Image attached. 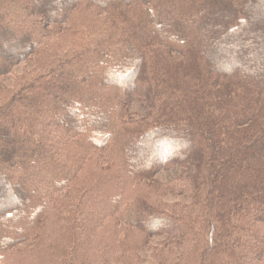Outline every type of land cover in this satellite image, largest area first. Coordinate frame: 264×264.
<instances>
[{
  "label": "trees",
  "instance_id": "1",
  "mask_svg": "<svg viewBox=\"0 0 264 264\" xmlns=\"http://www.w3.org/2000/svg\"><path fill=\"white\" fill-rule=\"evenodd\" d=\"M0 1V76L50 56L0 90V264H264V0Z\"/></svg>",
  "mask_w": 264,
  "mask_h": 264
},
{
  "label": "rangeland",
  "instance_id": "2",
  "mask_svg": "<svg viewBox=\"0 0 264 264\" xmlns=\"http://www.w3.org/2000/svg\"><path fill=\"white\" fill-rule=\"evenodd\" d=\"M0 12H2V10H0ZM16 17H17V15H16ZM17 18H19V17H17ZM40 26H44V28L50 27L48 25V22H46V23H44V25H40ZM66 26L67 25H64L63 28H66ZM81 35H79V34L71 35L70 39H71V41H72V38H74V39L78 38L79 39L80 38L79 36H81ZM66 40H67V38L65 39V41ZM49 57L47 58V55H42L41 58L40 57L35 58V55H33L29 59H27L26 61L23 60V62L17 63L14 67L9 69L10 71H8V74L0 76V90H2L3 88H5V89L11 88L13 86V82H18L19 86H17V87L19 88V90H21L24 86H27V80H28L27 75L33 74L36 69H37V71H36L35 75H38V77L40 78V76H39L40 73H45L42 70L43 64H41V63H43L42 62L43 60L48 61ZM231 58L233 59V56ZM235 59L236 58L234 57L233 60L236 61ZM109 93H110V95H114V93H112V92H109ZM3 95L4 94H2V92L0 91V107L2 105H4L5 102L10 100V98H8V97L4 98L5 96H3ZM91 102H90V104H91ZM92 105H93V103H92ZM54 106H56V105H54ZM145 107L146 106L144 104L139 103V102L131 103L129 105V107H127L128 108V113H127L128 115L126 116L127 119L136 120V121L144 120L145 113H146ZM106 109L107 108H106L105 104H104V106H102L100 108V110H102V111H105ZM93 114H94V112L89 110V112H87V114L85 116L83 115L84 116V119L82 120L83 126H85V121L87 119L86 116H94ZM83 116L81 115V117H83ZM69 140H71V143H74V141H77L75 138H69ZM79 143L80 144L78 146L80 147V149L85 150L86 147L83 146V144L81 142H79ZM157 149L161 152V154H165V155L170 154L174 150V149L169 150L167 148L164 149V146L162 147L159 144L157 145ZM161 154H157V153L154 154L152 159L156 160L158 158V156L160 157ZM99 159L101 160L102 166H112L113 170L120 168L118 161H113L112 159L107 158L105 155L104 156L100 155ZM175 168H177V166ZM175 173H176V170H173V169H171V170L164 169L163 170L161 168L158 171H154V172L148 174L147 178L146 177H145V179L141 178L142 179L141 181L140 180H136V181L133 180V182L131 183L132 189L130 190L131 192H129L130 193L129 195L135 196V195H138V193L146 194V193L150 192L149 195L151 196V199L152 198L154 199L153 200L154 203H157L158 205L165 207V208H168V209H170L171 207L175 206L178 203L181 204L183 201H185V198H182V196L178 193L177 190H173V191L169 190V189H167V186H166V188H164V186L167 185V183H169L174 177L177 176ZM161 188H164L163 191ZM127 195H128V193H127ZM108 199H109V197L106 198V200H108ZM129 199L131 201H133V199H135V198H133V197L128 198V196H127V200H129ZM110 200L111 199H109L108 201L110 202ZM19 207H22V206L19 205ZM48 233L49 232H46V237L48 238L47 241H49L51 238ZM41 237H43V233L41 234ZM160 239H161L160 236L152 237L150 240V247L145 249V250L137 252L139 257L142 259V261L146 262L147 264H159L156 260L158 258V252L159 251H156L155 247H157ZM33 243H34L33 240H32V243H30V241L25 242L23 244L15 246L13 250L14 251H19V250L20 251H22V250L31 251L34 249Z\"/></svg>",
  "mask_w": 264,
  "mask_h": 264
}]
</instances>
